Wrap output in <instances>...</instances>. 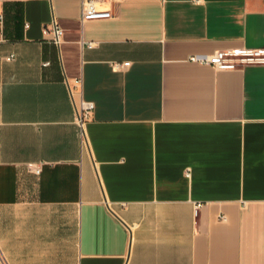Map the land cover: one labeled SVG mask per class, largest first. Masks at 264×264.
Instances as JSON below:
<instances>
[{
  "label": "crops",
  "instance_id": "1",
  "mask_svg": "<svg viewBox=\"0 0 264 264\" xmlns=\"http://www.w3.org/2000/svg\"><path fill=\"white\" fill-rule=\"evenodd\" d=\"M83 1L0 0V264H264V65L192 59L264 0Z\"/></svg>",
  "mask_w": 264,
  "mask_h": 264
},
{
  "label": "built area",
  "instance_id": "2",
  "mask_svg": "<svg viewBox=\"0 0 264 264\" xmlns=\"http://www.w3.org/2000/svg\"><path fill=\"white\" fill-rule=\"evenodd\" d=\"M114 15L112 9H103L98 5L96 0H84L82 3V20H101L109 19ZM44 34L51 36V39L60 44L61 37L64 34V30L61 29L57 22L54 20L50 26L44 28ZM89 43L88 46H91ZM12 59L8 57V60ZM193 60H200L203 63L213 65L218 70H240L247 66L264 65V48H239V49H224L218 50L215 53L209 55L206 58L200 59L198 56L192 57ZM130 63L126 62L122 66L127 67ZM117 66H121L117 64ZM81 81H76L79 84ZM70 93L73 97L72 88L69 85ZM95 105L93 102L81 100L79 106H77V118L76 122L79 127V134L82 143H86L85 125L91 119ZM36 172H40V168H35ZM190 173H187L189 176ZM202 203L198 202L195 205L196 213L201 208Z\"/></svg>",
  "mask_w": 264,
  "mask_h": 264
}]
</instances>
